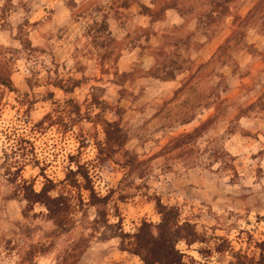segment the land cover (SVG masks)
I'll return each mask as SVG.
<instances>
[{
	"label": "rangeland",
	"instance_id": "1",
	"mask_svg": "<svg viewBox=\"0 0 264 264\" xmlns=\"http://www.w3.org/2000/svg\"><path fill=\"white\" fill-rule=\"evenodd\" d=\"M76 1L81 6L72 10L68 0H0V44L21 48L16 36L18 27L25 25L32 44L42 49L32 56L20 53L11 76L20 92L6 90L0 100V264H141L137 255L118 248V237L106 240L103 229L92 230L95 206L87 205L85 210L76 208L75 224L64 233L55 230L41 204H36L25 217L26 201L13 198L14 186L2 164L5 151L11 153L14 145L16 157L28 163L22 175L34 179L37 190L45 181L40 168L49 178L59 181L68 167L75 168L70 158L75 155L88 165L99 195L120 188L126 195L120 198V192H116L111 196L107 206L111 222L120 217L125 231L134 232L143 219L158 221L159 214L152 200L158 196L166 204L179 206L182 217L196 222L198 230L208 237L203 244L190 247L184 242L178 244L194 257L195 264H231L233 258L229 252L214 249L220 242L219 237L229 239L236 250H252L255 241L264 240L263 18L246 32L250 48H231L228 53L232 59L226 58L225 64L213 62L211 65L226 76L228 89L222 92L228 100L226 105L223 104L199 137L189 139L182 147L172 148L173 137L192 131L215 109L198 107L196 119L179 124L177 116L181 106L195 100L199 88L188 86L178 90L188 73L178 75L169 83L145 76V67L153 61L147 54L143 58L137 55L128 71L136 70L123 86L112 82L114 76L101 73L90 40L83 36L91 21L90 12L99 5H107L109 0H85L83 4ZM193 1L199 0H180V4L187 9ZM256 1L237 0L233 14L245 16ZM2 6H6V17L1 15ZM195 15L186 13L178 34L197 31ZM233 18H226L209 38L198 32L189 50L181 51L182 56L190 55L197 64L210 59L231 33ZM125 22L131 34L120 40V46L130 48L131 44H143L139 19L134 21L130 15ZM151 51V48L146 50ZM52 57L60 64L59 71L64 76L81 77L76 68L84 70L87 80L72 95L77 100L85 103L91 87L96 85L102 87L98 94L111 106L125 109L121 123L128 133L125 149L129 152L117 153L119 162L108 165L97 162L94 136L103 138L100 125L87 120L77 121L72 129L66 125L44 128L35 125L52 110V103L45 99L48 91H54L61 102L66 98L62 90L43 80L33 87L27 84L26 77L34 72L44 76V65L52 66ZM107 67H111L110 62ZM99 77L104 80L97 81ZM218 80L217 76L212 78L213 83ZM105 116L117 119L113 112H106ZM80 141H85V146L81 147ZM220 150L230 155L223 154L218 160ZM133 157L140 163L135 172L129 173L120 163ZM87 197L84 192L86 200ZM87 236L89 246L76 260L70 251L71 245ZM199 247L211 253L203 256L197 252Z\"/></svg>",
	"mask_w": 264,
	"mask_h": 264
},
{
	"label": "trees",
	"instance_id": "2",
	"mask_svg": "<svg viewBox=\"0 0 264 264\" xmlns=\"http://www.w3.org/2000/svg\"><path fill=\"white\" fill-rule=\"evenodd\" d=\"M85 0H80L84 2ZM237 0H199L193 1L191 5L184 9L180 0H152L154 6H147L141 0H110L107 5H99L90 12L91 21L86 25L83 33L84 37L89 38V44L95 52L96 59L100 66L102 74H112V82L123 86L125 80L133 75L135 68L131 71H120L118 60L124 47L120 46L118 40L109 25V18L113 17L124 23L131 12L130 6L135 2L140 6V13L150 17L151 23L161 20L165 16L168 8H174L180 16L184 18L186 13H195L197 19V31H189L186 35L178 34L183 24L175 25L171 29H165L161 33L156 32L152 27L139 28L141 35L147 44L144 48H151L150 55L154 57L153 65L144 70V74L158 78L160 80H175L178 75L188 73L187 79L182 83L178 90L188 86H197L199 91L195 100L184 103L179 111L177 120L179 124H188L196 119V108L204 107L206 109L214 108L215 112L202 121L192 131L184 132L175 136L170 141L172 148L182 147L189 139H196L206 129L207 125L218 115L223 104L226 105L227 98L222 96V92L228 89L226 76L214 68H211L213 62L221 64L226 63V58L232 59L228 53L231 48L251 47L246 39V32L257 24L260 18L264 22V0H257L254 6L245 16L233 14V4ZM83 4V3H82ZM76 0H68V6L79 7ZM81 6V5H80ZM2 17L7 15L6 6L1 7ZM233 16L231 33L225 41L219 45L216 53L208 60L197 64L196 60L190 55L182 56L181 51L189 50L192 38L200 32L207 38L211 37L217 28L226 18ZM264 24V23H261ZM151 35L158 37L159 44L153 48L148 44ZM16 38L21 44V48L0 44V100L6 90L19 93L15 86L12 73L16 68L20 53L24 52L32 56L35 52H42L40 47L34 46L28 36V29L25 25L18 27ZM108 62L111 67H107ZM52 66L44 65V76L39 77V73L26 77L27 84L33 87L36 83L43 80L46 84L56 87L64 92L66 98L63 102L55 97L54 91H48L45 99L52 103V110L48 112L35 125L44 128L54 125H66L72 129L77 121L87 120L94 125H100L103 132V138L94 136L97 148L96 160L100 165H108L111 162H119L116 159L117 153H128L125 149L128 140V133L121 123L124 108L121 106H111L107 100L98 94L102 87L93 85L85 103L80 102L74 96L75 89L80 87L87 77L83 69H77L81 72V77L69 74L64 76L60 73V64L52 57ZM214 76L219 77L216 83L212 82ZM103 81V77L96 79ZM122 92V89L118 91ZM97 110V111H96ZM106 112H113L117 119L110 120L105 116ZM81 147L85 146V141H80ZM12 146L11 153L5 151V160L2 163L5 168L8 180L14 186V197L26 201L23 209V215L27 217L33 211L36 204H41L47 210V216L53 221L55 230L60 233L68 232L75 224L73 211L76 208H84L87 205L95 206L96 216L91 222V228L94 231L103 229L104 239L118 237L120 239L118 248L121 251L137 255L141 264H195L197 261L191 255L185 253L178 247L180 242H184L188 247L195 243H206L208 237L201 233L197 228V223L182 217V210L177 205L166 204L161 198L155 196L152 198L154 208L159 214V220L143 219L134 232L125 231L122 225V219L111 222L108 218L107 206L110 198L116 192H120L121 197L126 195L121 193L122 189H110L105 195H99L94 187L90 169L86 163H81L75 155H72L71 161L75 168L68 167L63 179L56 181L49 178L44 169L40 168L45 181L40 190L35 188V180L27 179L21 173L28 164L19 160L16 156V149ZM223 154L230 155L226 151L220 150L218 160ZM137 157L129 158L126 162L120 163L126 167L129 173L135 172L139 165ZM143 163V162H142ZM38 165V164H36ZM141 176V174H140ZM84 192H87V200L84 198ZM85 210V208H84ZM220 242L216 243L214 249L217 252H229L233 260L231 264H264V240L255 241L251 250H236L229 239L219 237ZM90 243V237H81L71 245L70 251H73V257L76 260L86 251ZM40 252V251H39ZM197 252L204 256L209 255L211 251L204 247H199ZM206 256V255H205Z\"/></svg>",
	"mask_w": 264,
	"mask_h": 264
},
{
	"label": "crops",
	"instance_id": "3",
	"mask_svg": "<svg viewBox=\"0 0 264 264\" xmlns=\"http://www.w3.org/2000/svg\"><path fill=\"white\" fill-rule=\"evenodd\" d=\"M110 1V0H109ZM145 5L147 6H154L152 0H141ZM132 18L134 21L138 22L139 28H149L152 27L156 32L161 33L165 27H173L175 25H180L182 24V21L184 18L180 16L178 11L174 8H168L165 12V16L163 19L155 21L154 23H151L150 17L144 14H141L140 11V6L138 3H133L130 8H129ZM109 25L110 29L112 30L114 36L118 39H126L130 37L131 31L127 27V22L125 23H120V20H117L116 18L110 17L109 18ZM142 40L144 41L143 44H147L145 41L144 37L142 36ZM143 44L135 43L134 45L131 44V47L129 48H124L122 51V54L118 60V66L120 71H128L132 67V64L134 61L137 59V55L140 58H143L144 55H148V58H150V64L145 67V70H148L154 63V57L150 55V53H147L146 50L148 48H144L143 54H142V46ZM148 44L151 45L152 47H156L159 44L158 37L155 35H151L150 40L148 41ZM135 64V63H134ZM147 77L153 78L155 80H160L158 78L152 77L145 75ZM177 79V78H176ZM175 79V80H176ZM175 80H160L165 83L173 82Z\"/></svg>",
	"mask_w": 264,
	"mask_h": 264
}]
</instances>
